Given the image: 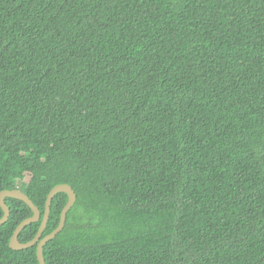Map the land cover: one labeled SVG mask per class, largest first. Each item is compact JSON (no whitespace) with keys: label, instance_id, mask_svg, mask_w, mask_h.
<instances>
[{"label":"trees","instance_id":"trees-1","mask_svg":"<svg viewBox=\"0 0 264 264\" xmlns=\"http://www.w3.org/2000/svg\"><path fill=\"white\" fill-rule=\"evenodd\" d=\"M61 184L46 264H264V0H0V193Z\"/></svg>","mask_w":264,"mask_h":264},{"label":"water","instance_id":"water-1","mask_svg":"<svg viewBox=\"0 0 264 264\" xmlns=\"http://www.w3.org/2000/svg\"><path fill=\"white\" fill-rule=\"evenodd\" d=\"M60 193H65L68 196L67 205L65 206L61 214L60 224L56 230H54L51 234L43 238V234L50 220V215H51V210H52L51 207H52L53 200ZM7 198H14V199H18L20 201L25 202L34 213L32 217L26 219L17 227L13 237L11 238L10 247L15 251H21V250H25V249H29L31 247L37 246V257H38L39 263L46 264L44 254H43L44 247L49 241L53 240L65 228V225L67 222V215L69 211L74 207L77 201V195L75 191L70 185H67V184H61V185L56 186L48 195L46 207H45V213L43 217H42V213L40 209L33 203V201L25 193H23L19 189L2 191L0 193V207L3 209L4 216L0 219V227L6 224L11 216V209L6 203ZM40 221H42V224H41V227L36 237L27 243H22L19 240L20 234L22 233V231L27 226L33 223H38Z\"/></svg>","mask_w":264,"mask_h":264},{"label":"bare ground","instance_id":"bare-ground-1","mask_svg":"<svg viewBox=\"0 0 264 264\" xmlns=\"http://www.w3.org/2000/svg\"><path fill=\"white\" fill-rule=\"evenodd\" d=\"M76 193V192H75ZM34 203V202H33Z\"/></svg>","mask_w":264,"mask_h":264}]
</instances>
